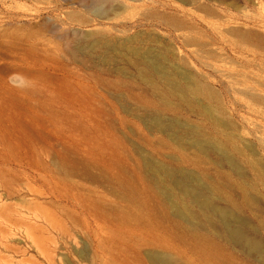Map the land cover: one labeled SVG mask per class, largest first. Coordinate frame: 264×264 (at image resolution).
Listing matches in <instances>:
<instances>
[{"label":"rangeland","instance_id":"rangeland-1","mask_svg":"<svg viewBox=\"0 0 264 264\" xmlns=\"http://www.w3.org/2000/svg\"><path fill=\"white\" fill-rule=\"evenodd\" d=\"M259 169L264 0H0V264H264Z\"/></svg>","mask_w":264,"mask_h":264},{"label":"bare ground","instance_id":"bare-ground-1","mask_svg":"<svg viewBox=\"0 0 264 264\" xmlns=\"http://www.w3.org/2000/svg\"><path fill=\"white\" fill-rule=\"evenodd\" d=\"M96 4H98V3H96ZM96 4L94 5V7L96 6ZM99 6H101V5H99ZM131 7V6H130ZM128 8V9H126L125 11H130V10H132L133 8ZM203 7V6H202ZM199 8H200V6H199ZM199 8H198V10H199ZM103 8H99L98 6L96 7V12H98L99 14H103L102 12H103V10H102ZM130 9V10H129ZM102 11V12H101ZM143 11V10H142ZM205 11V10H204ZM212 11V10H211ZM151 12V11H150ZM149 12V13H150ZM197 13H198V11H196ZM201 12V11H200ZM105 13V12H104ZM133 13H134V11H133ZM136 13V12H135ZM202 13H204L203 11H202ZM208 13H211V12H208ZM124 14V13H123ZM138 14V13H137ZM156 14V13H155ZM205 14V13H204ZM153 15V14H152ZM199 15V14H198ZM212 15V14H211ZM130 16V15H129ZM128 16V17H129ZM208 16V15H207ZM210 16V15H209ZM126 17H127V14H126ZM132 17V16H131ZM156 17H158V16H156ZM170 17V16H169ZM169 17H168V19H169ZM206 17V16H205ZM210 17H214V16H210ZM216 17V16H215ZM130 18V17H129ZM164 18H165V15H164ZM171 18V17H170ZM177 18V17H176ZM204 18V17H203ZM124 19H125V17H124ZM168 19H166L165 18V20H163V21H168ZM213 19V18H212ZM205 20V19H204ZM210 20H211V18H210ZM215 21H213V22H217L216 21V19H214ZM169 21H170V23L172 22L173 24H175V25H177V26H179L180 24H177L178 23V19L177 20H175V19H172L171 18V20L169 19ZM181 21V20H180ZM208 21H209V19H208ZM228 21H229V19H228ZM206 22H207V19H206ZM212 22V23H213ZM168 22H166V24H167ZM220 23H221V21H220ZM219 24V23H218ZM184 24H182V26H183ZM214 25V24H213ZM220 25H222V24H220ZM223 25H225V24H223ZM171 26H172V24H171ZM208 26V25H207ZM216 26V25H215ZM219 26V25H218ZM220 27V26H219ZM223 27V26H222ZM239 27V26H238ZM241 27V26H240ZM171 28H175V27H171ZM211 28H213V27H211ZM227 27L225 26V29H226ZM244 28V27H243ZM210 29V28H209ZM182 30H184L183 29V27H182ZM193 30V29H192ZM191 30V31H192ZM219 30V29H218ZM243 30V29H242ZM247 30V29H246ZM246 30H244V31H240V30H238L237 28L236 29H232V30H230V32H231V34L232 35H235V36H238V37H240V40H244V42H243V44L246 42L245 41V39H254L256 36V34L254 35V38H253V35H252V33H249L251 30H250V28H249V32H245ZM220 31V30H219ZM179 32V31H178ZM186 32H187V29H186ZM212 32V31H211ZM221 32V31H220ZM227 32V31H226ZM174 33H175V31H174ZM183 33V32H182ZM189 33V32H188ZM214 33V32H213ZM179 34V33H178ZM178 34H176L177 36H179ZM212 34V33H211ZM216 34V33H215ZM221 34H223V31L221 32ZM225 34V33H224ZM230 34V33H229ZM226 35H227V33H226ZM184 36V35H183ZM201 36V35H200ZM181 37V36H180ZM222 37H223V35H222ZM199 38V37H198ZM226 38V37H225ZM242 38V39H241ZM257 38H259V37H256L255 39H257ZM222 39V38H221ZM236 40H237V38H235ZM259 39H261V38H259ZM259 39H257V40H259ZM233 40V39H232ZM198 41V40H197ZM229 41V40H228ZM260 41V40H259ZM258 41V42H259ZM191 42V41H190ZM196 42V41H195ZM232 42V41H231ZM256 42V41H255ZM254 42V44H256ZM193 43V42H192ZM197 43V42H196ZM200 43V42H199ZM224 43V42H223ZM235 43V42H234ZM249 43V42H248ZM246 44V43H245ZM244 44V45H245ZM249 44H251V43H249ZM195 45V44H194ZM241 45V44H240ZM247 46H248V44H247ZM255 46H257V44L255 45ZM204 47V46H203ZM231 47V46H230ZM238 47H241V46H239V44H238ZM245 47H246V45H245ZM245 47H243V48H245ZM249 47V46H248ZM250 47H252L251 45H250ZM196 48V47H195ZM196 49H198V48H196ZM246 49V48H245ZM151 65H153V64H151ZM154 67V66H153ZM152 67V68H153ZM195 86V85H194ZM196 87V91H197V93L198 92H201V93H203V92H208L207 90H206V88H204V87H201L200 85H197V86H195ZM250 91H252V90H250ZM193 93H194V91H193ZM196 93V92H195ZM194 93V94H195ZM196 93V94H197ZM253 93V92H252ZM200 94V93H199ZM255 94H258V92H256ZM260 94V93H259ZM261 95V94H260ZM257 96H259V95H257ZM262 96V95H261ZM250 98H252L251 97V95H250ZM252 99H254V98H252ZM260 99H262V98H260ZM210 113V112H209ZM219 145H221V144H219ZM215 146V145H214ZM217 147V146H216ZM217 149V148H216ZM215 149V150H216ZM221 149V148H220ZM233 150V149H232ZM221 152V151H220ZM233 164H234V162H233ZM260 170V169H259ZM258 177L260 178V180H263L264 181V169L263 170H260L259 171V173H258ZM182 188H183V190L184 191H187V188L185 187V186H182ZM238 189L240 190V193L244 196V197H246L247 196V193H246V190L244 189V188H242L241 186H238ZM251 193V192H250ZM246 200H247V198H246ZM229 231V230H228ZM230 232V231H229ZM232 232H233V230H232ZM231 233V232H230ZM234 233V237L235 238H237L238 240H241L242 239V236H241V234H239V233H236V232H233ZM233 237V236H232ZM235 240V239H234ZM241 242V241H240Z\"/></svg>","mask_w":264,"mask_h":264}]
</instances>
